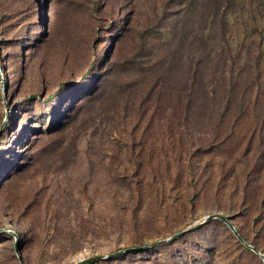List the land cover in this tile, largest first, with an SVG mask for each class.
<instances>
[{"label": "rangeland", "instance_id": "obj_1", "mask_svg": "<svg viewBox=\"0 0 264 264\" xmlns=\"http://www.w3.org/2000/svg\"><path fill=\"white\" fill-rule=\"evenodd\" d=\"M215 214L264 255V0H0V264H263L150 246Z\"/></svg>", "mask_w": 264, "mask_h": 264}, {"label": "water", "instance_id": "obj_2", "mask_svg": "<svg viewBox=\"0 0 264 264\" xmlns=\"http://www.w3.org/2000/svg\"><path fill=\"white\" fill-rule=\"evenodd\" d=\"M220 220L221 222H223L230 230L231 232L234 234V236L238 239V241L243 245L245 246L246 248L250 249L260 260L261 262L264 264V255H262L261 253H259L254 247H252L251 245H249L248 243H246L241 237L240 235L238 234V232L235 230L234 226L232 225L231 221L221 215H218V214H215V215H209L207 217L204 218V220L195 225V226H191V227H188L187 229L173 235L172 237L170 238H167L165 240H162V241H158V242H155L153 244H151L150 246H158V245H162L164 243H167V242H170V241H173L175 239H178L190 232H193L201 227H203L204 225H206L207 223H209L210 221L212 220ZM150 246H146V247H142V248H138V250H144V249H147L148 247ZM132 251L131 249H128V250H125V251H120V252H116L115 254H111L109 257H112L114 255H117V254H125L127 252H130ZM108 258V257H105V259ZM99 259L98 257H95V258H88V259H84V260H81L79 261L77 264H88V263H91L95 260ZM20 260V258H19ZM21 262V261H20ZM22 264V263H21Z\"/></svg>", "mask_w": 264, "mask_h": 264}, {"label": "trees", "instance_id": "obj_3", "mask_svg": "<svg viewBox=\"0 0 264 264\" xmlns=\"http://www.w3.org/2000/svg\"><path fill=\"white\" fill-rule=\"evenodd\" d=\"M225 218H227V217H225ZM227 219H229V218H227ZM230 220V219H229ZM231 221V220H230ZM241 236V235H240ZM242 237V239L247 243V240L243 237V236H241ZM254 248H256V250H258L259 251V248L257 247V246H253Z\"/></svg>", "mask_w": 264, "mask_h": 264}]
</instances>
